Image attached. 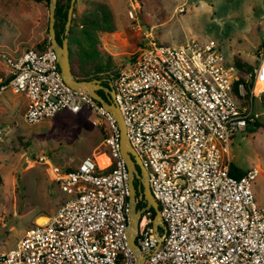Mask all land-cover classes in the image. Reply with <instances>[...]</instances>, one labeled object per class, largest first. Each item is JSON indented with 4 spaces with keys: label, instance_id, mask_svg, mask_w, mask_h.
Instances as JSON below:
<instances>
[{
    "label": "built area",
    "instance_id": "2783aa9c",
    "mask_svg": "<svg viewBox=\"0 0 264 264\" xmlns=\"http://www.w3.org/2000/svg\"><path fill=\"white\" fill-rule=\"evenodd\" d=\"M129 8L134 20L139 5L130 0ZM145 37L113 81V101L165 226L157 237L150 209L137 207L134 242L144 255L139 264H264V211L251 189L260 169L229 173L231 137L246 129L251 113L232 93L233 63L225 62L213 40L171 46ZM2 58L8 76L0 77V96L10 90L26 97V123L65 109L102 117L113 168L99 173L91 156L62 168L39 155L37 162L47 165L50 179L70 198L46 222L27 229L15 248L1 252L0 264H134L138 253L131 251L127 233L129 174L115 118L64 82L49 43L42 51L28 48ZM250 75L251 95L257 83L263 91L264 54ZM136 202L145 201L137 196Z\"/></svg>",
    "mask_w": 264,
    "mask_h": 264
},
{
    "label": "rangeland",
    "instance_id": "374dc122",
    "mask_svg": "<svg viewBox=\"0 0 264 264\" xmlns=\"http://www.w3.org/2000/svg\"><path fill=\"white\" fill-rule=\"evenodd\" d=\"M97 1L109 6L122 31L121 36L95 33L106 50L99 61L109 64L101 68L112 81L120 66L137 55L147 33L158 44L171 46L192 39L213 40L226 63L240 58L252 68L264 54V0H135L139 8L134 20L127 15L130 0ZM179 7L184 10L179 11ZM88 8L83 0H76L72 14L75 24ZM48 19L46 0H0V76L8 69L2 55L17 57L49 37ZM9 91L0 98V253L15 248L39 216L53 215L70 198L50 179L47 165L37 162L39 155H46L62 168L75 167L86 156L100 166L110 162L104 143L109 129L102 117L86 109L78 113L65 109L28 124L23 111L7 110ZM243 94L244 90L235 94L240 107H248L251 121L264 124V98L260 99L264 91L254 97L256 90L251 102L250 97L243 99ZM234 135L228 156L232 154L241 168L259 167L251 189L256 205L264 211V130L247 123L246 130Z\"/></svg>",
    "mask_w": 264,
    "mask_h": 264
},
{
    "label": "trees",
    "instance_id": "16d2710c",
    "mask_svg": "<svg viewBox=\"0 0 264 264\" xmlns=\"http://www.w3.org/2000/svg\"><path fill=\"white\" fill-rule=\"evenodd\" d=\"M83 2L87 3L89 6V8L87 9V13H85L80 18V21L76 24L73 22L74 18L72 15L69 34L67 36L71 71L77 80H90L93 78H97L101 80L104 86L108 87V85L111 84V87L113 88V81L101 68L105 65L109 66V64L99 61L101 52H106V50L95 35L96 32H115L116 24L113 14L109 6L104 2H100L97 0H83ZM48 3L49 0H46L47 5ZM69 5L70 0L56 1L54 13V30L55 38L59 44H61L64 35V28ZM48 43L49 39L47 38L43 42L36 44L34 49L37 51H42L45 46L48 45ZM108 57L111 58V55H108ZM232 63L236 69L235 76L232 81V93L236 98V95H238L239 91V85L242 84L244 90V94L242 95L244 96L243 99H248V97H250L249 102H251L254 98L253 95H251V88L253 87L254 79L253 76H250L249 81H247V74L251 71L252 67L240 58H234ZM261 86L262 84L258 83L257 88L260 89ZM263 91L260 94H262ZM98 93L104 99H106L103 91H99ZM262 98H264V94H262L260 97L261 101ZM250 118L252 119L251 113L248 119V123H252L256 128H261L264 130V124H260L256 120L251 121ZM112 168L113 162L110 161L104 166L99 165L98 172L105 173L110 171ZM229 173L236 177L240 176V174L234 173L231 168L229 170ZM142 206H145V202H140L137 205V207ZM150 212L153 219L155 216V211L151 208ZM158 231L160 234L164 233V229L161 227L158 228Z\"/></svg>",
    "mask_w": 264,
    "mask_h": 264
},
{
    "label": "water",
    "instance_id": "95a60500",
    "mask_svg": "<svg viewBox=\"0 0 264 264\" xmlns=\"http://www.w3.org/2000/svg\"><path fill=\"white\" fill-rule=\"evenodd\" d=\"M57 0H49V19H48V39L50 46L54 49L57 55V63L60 69L61 76L64 82L72 87L73 89H78L88 93L92 98L97 100L107 111H109L115 118L119 131H120V144H121V156L123 157L129 174V197H128V207H129V222L127 227L128 233V243L132 252H139V248L134 242V235L137 231L138 217H140V209L137 208L136 197L139 193L140 197L145 201V209H153L155 211V216L153 218L154 232L159 237L158 228L161 227L165 229L162 221L161 213L157 201L154 199L150 192L148 185L147 171L143 167L140 158L132 148L129 143L126 134L125 124L122 115L113 101L114 89H111V84L108 87H104L100 79L93 78L90 80H77L71 71L70 61H69V50H68V34L71 23V18L73 14L74 2L75 0H70V5L67 11V19L65 22L64 35L61 44H59L55 38L54 30V13ZM98 90L107 91V97L104 99ZM138 180L139 184L136 187L134 181ZM144 259V255L138 253L136 256V261L134 264H139Z\"/></svg>",
    "mask_w": 264,
    "mask_h": 264
},
{
    "label": "crops",
    "instance_id": "0c3cea01",
    "mask_svg": "<svg viewBox=\"0 0 264 264\" xmlns=\"http://www.w3.org/2000/svg\"><path fill=\"white\" fill-rule=\"evenodd\" d=\"M105 3V2H104ZM116 24V23H115ZM121 33H122V31L121 30H119L118 28H117V26H116V30H115V32H112V33H110V35H112V36H121ZM107 34H109V33H107ZM127 38V37H126ZM141 38L143 39V36H141ZM120 39H121V41H122V39H124V38H122V37H120ZM26 50V49H25ZM25 50H23V51H21V53L20 54H18L17 55V57L19 56V55H21ZM14 58H16V57H14ZM130 60L131 59H127V62H130ZM127 62L125 63V64H122L121 66H120V68H119V71L122 69V68H124L125 66H126V64H127ZM6 76H8V69H6V73L4 74V75H2V76H0L1 78H5ZM11 92V93H10ZM7 93H10L9 95H7L5 98H6V107H7V110H13L14 108H16V109H18L19 111H23V113H24V111L26 110V108H27V99H26V97L22 94V93H15V92H12V91H9V92H7ZM261 93V92H260ZM259 93V94H260ZM4 94V93H3ZM259 94L258 95H254V97H258L259 96ZM2 96V95H1ZM1 96H0V98H1ZM247 128V127H246ZM246 130V129H245ZM241 132H243V131H241ZM233 136H236V135H232V137ZM235 138V137H234ZM229 167L232 169V171L234 172V173H236V174H243L248 168H241L238 164H237V162L234 160V158H233V156H232V154H231V157L229 156ZM230 168H229V170H230ZM39 217H44V218H46V220H47V218H48V216H39ZM38 217V218H39Z\"/></svg>",
    "mask_w": 264,
    "mask_h": 264
},
{
    "label": "bare ground",
    "instance_id": "6f19581e",
    "mask_svg": "<svg viewBox=\"0 0 264 264\" xmlns=\"http://www.w3.org/2000/svg\"><path fill=\"white\" fill-rule=\"evenodd\" d=\"M262 84V83H261ZM257 85H258V83L256 84V87H255V91L257 90L258 91V94L262 91V88H263V85L261 86V88L260 89H258L257 88ZM48 219V218H47ZM47 220H46V218H44V217H39V218H37L36 219V223H44V222H46Z\"/></svg>",
    "mask_w": 264,
    "mask_h": 264
},
{
    "label": "flooded vegetation",
    "instance_id": "af4514ba",
    "mask_svg": "<svg viewBox=\"0 0 264 264\" xmlns=\"http://www.w3.org/2000/svg\"><path fill=\"white\" fill-rule=\"evenodd\" d=\"M102 85L104 86L103 83H102ZM104 87H106V86H104ZM110 88L113 89L112 87H110ZM99 91H103L104 96L107 97V91H104V90H98V92H99ZM134 183H135V186H136V187H137L138 184H139L138 180H135ZM139 195H140V194L138 193L137 196H139Z\"/></svg>",
    "mask_w": 264,
    "mask_h": 264
}]
</instances>
